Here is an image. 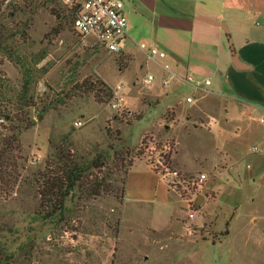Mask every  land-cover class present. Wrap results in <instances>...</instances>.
<instances>
[{
	"label": "rangeland",
	"instance_id": "374dc122",
	"mask_svg": "<svg viewBox=\"0 0 264 264\" xmlns=\"http://www.w3.org/2000/svg\"><path fill=\"white\" fill-rule=\"evenodd\" d=\"M36 1L39 5L32 16L29 39L18 45L32 76L29 94L34 105L26 108L28 122L19 136L22 181L11 197H0L2 263L264 264V172L222 187L225 182L218 174L221 165L215 160L220 151L216 144L219 132L210 130L207 123L182 127V120L173 130L166 129L162 119H170L168 114L164 116L168 103L148 105V97L160 94L159 68L146 66L140 51L127 67L129 59L122 52L109 53L93 38L77 37L70 17L57 20L51 9L62 7L58 0ZM13 4L23 6L22 0H7L0 12L7 14V5ZM29 18L31 15L24 12L14 20ZM0 69L9 80V95L19 94L23 81L19 66L5 60ZM149 74L154 80L147 84L144 79ZM86 78L95 86L99 79L110 88L119 87L124 104L113 108L117 96L99 103L92 93L77 89ZM188 92L182 88L170 103L177 100L183 112L189 105ZM138 115L142 118L133 120ZM77 121L82 125L75 126ZM145 134L152 143L133 162L145 160L154 170L160 162L193 181L200 174L206 176L201 187L188 185L190 194L203 197L200 203L196 197L192 219L187 218L184 194L173 192L178 198L169 214L184 219L185 229L175 222L168 224L170 219L164 217L163 210L156 212L159 227L171 229L174 236H158L147 229L144 221L151 217L150 210H131V217L121 226V205L115 195L124 175L115 171L112 160L124 147L139 148ZM58 146L84 163L96 154L109 156L111 163L105 175L115 192L96 199H68L63 219L56 216L43 220L37 215L33 176ZM167 156L170 164L165 162Z\"/></svg>",
	"mask_w": 264,
	"mask_h": 264
},
{
	"label": "crops",
	"instance_id": "0c3cea01",
	"mask_svg": "<svg viewBox=\"0 0 264 264\" xmlns=\"http://www.w3.org/2000/svg\"><path fill=\"white\" fill-rule=\"evenodd\" d=\"M123 3L128 38L122 54L129 59L127 67L140 51L146 66L153 64L159 68L160 94L148 97V105L168 103L164 116L168 114L170 119H162L164 127L173 130L182 120V127L207 123L210 130L219 132L216 144L220 151L215 162L221 165L218 174L225 182L222 187L236 185L234 181L253 176L252 173L263 174L264 0H123ZM141 43L156 47L165 53V58L149 59L139 49ZM164 65L168 71L163 69ZM187 76L191 82L185 80ZM205 80L211 83L207 87L203 85ZM164 81L168 82L166 87ZM182 88L189 91L186 96L189 105L183 112L177 100L170 103L171 97H176ZM116 93L121 106L124 101L118 90ZM177 198L145 160H137L126 176L121 226L131 217V210H150L151 217L144 221L147 229L158 236H174L171 229L159 227L156 212L163 210L164 217L170 219L168 224L175 222L185 229L184 219L169 214Z\"/></svg>",
	"mask_w": 264,
	"mask_h": 264
},
{
	"label": "trees",
	"instance_id": "16d2710c",
	"mask_svg": "<svg viewBox=\"0 0 264 264\" xmlns=\"http://www.w3.org/2000/svg\"><path fill=\"white\" fill-rule=\"evenodd\" d=\"M5 1L7 0L0 1V7ZM36 2L22 0L23 6L7 5L8 13L0 12V66L5 60L19 66L23 78L20 93L12 97L9 95V80L0 69V197L4 199L11 197L20 186L21 171L24 169L19 136L22 126L28 122L26 108L34 105L33 97L29 94L33 81L18 45L29 39L28 30L33 22L32 16L36 15V7L39 5H36ZM24 12H28L31 18L26 21L14 20L18 13ZM51 14L57 20L70 17L73 21V15L63 6L51 9ZM4 20L9 22L5 24ZM60 30L62 31V28ZM96 82L97 86L86 78L77 89L83 88L84 92L92 93L95 101L99 103L110 101L114 96V90L102 80L98 79ZM140 118L142 115L136 116L133 120ZM127 123L130 124L129 121ZM148 143H152V139L144 135L139 148L124 147L122 151L114 153L113 168L117 172L122 171L124 175L119 194L115 195L119 205L123 203L126 176L134 164L132 160L139 159L145 154ZM165 162L170 164L169 156L165 158ZM110 163L107 155L96 154L90 162L84 163L63 146L54 148L44 167L33 176V185L38 197L37 215L43 220L56 216L63 219L68 199L76 197L80 201L114 194V186L105 175L108 174ZM166 167L170 168L168 165ZM2 261L0 256V264H3Z\"/></svg>",
	"mask_w": 264,
	"mask_h": 264
},
{
	"label": "built area",
	"instance_id": "2783aa9c",
	"mask_svg": "<svg viewBox=\"0 0 264 264\" xmlns=\"http://www.w3.org/2000/svg\"><path fill=\"white\" fill-rule=\"evenodd\" d=\"M61 5L71 12L73 15V30L77 37L86 39L93 38L98 45L109 53L122 52L125 42L128 38V20L124 10L123 0H58ZM139 48L147 53L149 59L165 58V53L157 49L156 47H148L146 44H139ZM163 69L168 71L167 65L163 66ZM154 80V76L149 74L145 78V83L150 84ZM186 81L191 82L190 76H187ZM211 83L209 80L203 82L204 86H209ZM168 82L164 81L163 86H167ZM119 87L117 88V90ZM117 90H114L115 97ZM121 100V99H120ZM191 98H187L188 102H191ZM120 107L119 102L113 104L112 107ZM264 124V119L261 120ZM75 126H81L82 122L77 121ZM164 169L165 171L162 172ZM155 171L163 178L168 188L172 192L178 194H184V200L187 201L188 215L187 218L192 219L196 214L194 207L195 199L198 196L197 193L190 194L188 185H196L201 187V183L206 179L205 174H200L195 178H185L178 171L170 170V168L164 166L159 162V165L155 166ZM181 197V196H180ZM182 198V197H181Z\"/></svg>",
	"mask_w": 264,
	"mask_h": 264
},
{
	"label": "water",
	"instance_id": "95a60500",
	"mask_svg": "<svg viewBox=\"0 0 264 264\" xmlns=\"http://www.w3.org/2000/svg\"><path fill=\"white\" fill-rule=\"evenodd\" d=\"M202 200H203V197L201 195L197 196V200H196L197 203H200Z\"/></svg>",
	"mask_w": 264,
	"mask_h": 264
}]
</instances>
